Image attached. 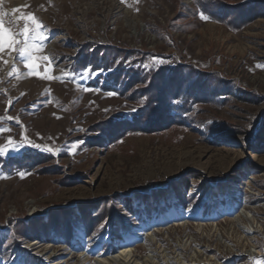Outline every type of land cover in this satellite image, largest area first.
Masks as SVG:
<instances>
[{"label":"rangeland","instance_id":"rangeland-1","mask_svg":"<svg viewBox=\"0 0 264 264\" xmlns=\"http://www.w3.org/2000/svg\"><path fill=\"white\" fill-rule=\"evenodd\" d=\"M113 1L0 0V264H264V0Z\"/></svg>","mask_w":264,"mask_h":264},{"label":"snow or ice","instance_id":"snow-or-ice-1","mask_svg":"<svg viewBox=\"0 0 264 264\" xmlns=\"http://www.w3.org/2000/svg\"><path fill=\"white\" fill-rule=\"evenodd\" d=\"M126 0H121V3H125ZM17 11V9H13V12ZM3 14H0L2 16ZM202 18H205L202 16ZM25 23L23 25L22 33H12L10 30L4 27V20L0 18V53H2L5 48L9 51L15 52L18 57H20V62L23 63L25 68L32 69L36 67L35 61L37 59L48 60V57H36L33 55L35 52L42 51L43 49V41L46 39V36L42 32L44 28L43 24L38 21V19L32 14H27L22 17ZM31 22V24H29ZM22 35L24 37L23 46L20 45V40L18 37ZM39 41V43H37ZM7 63V61H5ZM15 63V61H14ZM17 69L13 67L12 72L9 75H12L13 72H16ZM111 95V94H110ZM5 119L4 117H0V120ZM8 120H12L11 116L7 117ZM8 131L3 127H0V133ZM8 145H13L14 141L10 138L7 141ZM34 147H40V145H33ZM44 150L53 152L54 150L50 147L45 148ZM5 146L0 145V153H6ZM23 176V173H20ZM255 264H262L261 261H256Z\"/></svg>","mask_w":264,"mask_h":264},{"label":"bare ground","instance_id":"bare-ground-1","mask_svg":"<svg viewBox=\"0 0 264 264\" xmlns=\"http://www.w3.org/2000/svg\"><path fill=\"white\" fill-rule=\"evenodd\" d=\"M111 4H112V8H114L115 10L126 11L122 7H119L116 4V2H114L113 0H111ZM125 14H128V13L126 12ZM60 38H61V40L64 39L62 37H60ZM252 232H254V231H252ZM35 244H37V243H34V245ZM127 244H130V242ZM173 248H176V251H186L187 250L186 248H184V249H180L178 247H173ZM207 251L208 250H205V252L203 251V253L201 251H197L195 253V257L202 259L203 257H206L205 254H207ZM165 252L167 253V251H165ZM198 253H199V255H198ZM166 258H167V260H165ZM213 260H214L215 264H226V263H220L217 258H215ZM170 261L171 260L169 259V257L165 256L164 261L161 262V264H168ZM137 262H139V263H137ZM57 264H60V263H57ZM97 264H157V263H154V261H150V260H145L143 263H141L140 261L135 259L134 255L130 249V245H125L124 248H121L120 252L115 254V255H105V254L99 255V258L97 259Z\"/></svg>","mask_w":264,"mask_h":264},{"label":"trees","instance_id":"trees-1","mask_svg":"<svg viewBox=\"0 0 264 264\" xmlns=\"http://www.w3.org/2000/svg\"><path fill=\"white\" fill-rule=\"evenodd\" d=\"M210 4L213 5L212 8H214L212 9V11L216 12L217 11L216 6L218 5L216 1L210 2ZM243 5L244 4L233 8L232 11H235V12L246 11V10H243ZM245 13H249V12L246 11ZM209 16L217 20V17H215L214 14L213 15L209 14ZM169 108L167 107V104L160 103V102H150V103L148 102V104L145 103L139 109V115L135 117L136 122H137L136 125L139 126L146 122L149 123V125L151 123H160L162 119H164L165 117L169 115V112L171 111V109ZM155 112L158 113L156 116H154Z\"/></svg>","mask_w":264,"mask_h":264}]
</instances>
